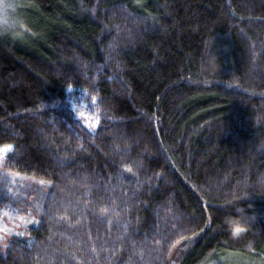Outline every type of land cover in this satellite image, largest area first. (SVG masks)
<instances>
[{
    "label": "trees",
    "instance_id": "1",
    "mask_svg": "<svg viewBox=\"0 0 264 264\" xmlns=\"http://www.w3.org/2000/svg\"><path fill=\"white\" fill-rule=\"evenodd\" d=\"M17 3L0 201L38 225L0 264L264 257V0Z\"/></svg>",
    "mask_w": 264,
    "mask_h": 264
},
{
    "label": "rangeland",
    "instance_id": "2",
    "mask_svg": "<svg viewBox=\"0 0 264 264\" xmlns=\"http://www.w3.org/2000/svg\"><path fill=\"white\" fill-rule=\"evenodd\" d=\"M18 0H0V34L17 29L20 21V7L18 6ZM8 6L7 8L5 6ZM72 109L75 111L76 116L80 119L84 125L92 132L97 130V124L89 112L85 109L84 105H72ZM6 147H0V184L1 180L5 177L1 173V168L4 166L6 156L11 151L12 147L8 151H4ZM16 177H20L16 175ZM13 179V178H12ZM12 179L10 180L12 182ZM5 180V179H4ZM13 183V182H12ZM15 185V183H13ZM0 198L1 188H0ZM38 225V219H26L20 217L15 213V210L2 204L0 201V255H5L13 239L19 237H27L28 230ZM207 264H264V257H258L257 259L249 260L248 258H232V257H220L214 261H210Z\"/></svg>",
    "mask_w": 264,
    "mask_h": 264
},
{
    "label": "snow or ice",
    "instance_id": "3",
    "mask_svg": "<svg viewBox=\"0 0 264 264\" xmlns=\"http://www.w3.org/2000/svg\"><path fill=\"white\" fill-rule=\"evenodd\" d=\"M10 148H11V146L9 145L7 148L4 149V151L6 152V151H8ZM104 211H106V210H104Z\"/></svg>",
    "mask_w": 264,
    "mask_h": 264
},
{
    "label": "clouds",
    "instance_id": "4",
    "mask_svg": "<svg viewBox=\"0 0 264 264\" xmlns=\"http://www.w3.org/2000/svg\"><path fill=\"white\" fill-rule=\"evenodd\" d=\"M5 7L7 8L8 6L6 5Z\"/></svg>",
    "mask_w": 264,
    "mask_h": 264
}]
</instances>
